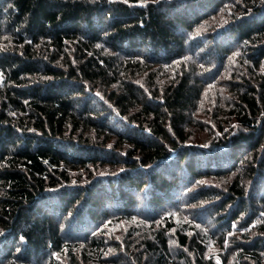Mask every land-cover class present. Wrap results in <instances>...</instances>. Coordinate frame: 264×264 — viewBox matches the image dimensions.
<instances>
[{
	"label": "trees",
	"instance_id": "1",
	"mask_svg": "<svg viewBox=\"0 0 264 264\" xmlns=\"http://www.w3.org/2000/svg\"><path fill=\"white\" fill-rule=\"evenodd\" d=\"M139 1L0 0V264H216L178 229L172 253L162 212L185 200L225 232L249 225L238 261L264 264V0ZM234 56L238 127L188 143ZM115 221L135 223L120 242L94 231Z\"/></svg>",
	"mask_w": 264,
	"mask_h": 264
},
{
	"label": "rangeland",
	"instance_id": "2",
	"mask_svg": "<svg viewBox=\"0 0 264 264\" xmlns=\"http://www.w3.org/2000/svg\"><path fill=\"white\" fill-rule=\"evenodd\" d=\"M114 1L123 2V0ZM139 3L142 4L140 1ZM127 4H129V0ZM238 58L239 57L235 58L234 56L230 60H227L225 64H223V67L221 65H213L214 68L212 70V74L208 77L209 82L205 83L204 89L206 90V93L200 100L195 116L185 128V131L191 134L188 143L202 145L209 142L214 136L218 134L220 124L228 132L236 130V127H238L233 119L228 118L225 116V114H223L224 106L227 104V101L231 99L229 90L227 89L228 82L229 80L236 79V74L240 68L241 62L239 61L240 58ZM1 82L2 77L0 74V86ZM99 100H103L104 103H107L106 97L103 94ZM111 118L114 120L113 116ZM74 174H77L78 177L80 175L79 171L75 170L73 171V175ZM224 178L225 177L223 175L222 177L217 178H204V180L207 181L206 183H211L214 184V186H218L222 185ZM253 187L254 185L252 184L250 187L251 192L253 191L252 189H254ZM192 189L193 187L191 186L189 189L187 188L188 193H190ZM182 195L185 194L182 193ZM205 207L206 206H193V204L188 203V200H185L177 203L174 206L167 207L166 210L162 212L166 219L171 218L168 221H172L175 224V228L170 231L169 235L173 255L175 254L174 256H176V253L179 251L183 252L188 250L186 247H184V249L177 248L178 242L175 237V229H178L180 232L187 234L188 237L196 235L199 240H202V243L205 247V256L212 258L216 264H241L240 261H238V258L240 257L238 246L240 245H238V242L236 241L241 243L242 240L240 238L243 237L242 233L248 231L250 226L242 225V229H240V227L238 228V225L234 224L235 222H233L232 225L234 226V229L225 232L221 227H218L216 224L214 225L210 217L207 218L204 215V211L208 209ZM161 215L156 222L145 221V219L139 220L148 226H152L153 224L156 227L163 226L166 224L167 220L163 219ZM112 221L113 220H111V222ZM134 221H127L125 223L124 221H115L114 225L113 223L110 224L111 222H105L97 226L94 231L96 234H98L100 231V233L105 236V239L109 242L111 241V243L120 242V240L123 238L122 236H124V234L126 235L129 231L128 229L126 231V228L129 226H134ZM257 222L258 217H255L252 223L255 224ZM119 226L121 229L120 232H112L114 229L117 230ZM252 233L253 236L259 235L256 234V230H253ZM112 253V249L109 248H107V250L104 252L105 256H110ZM77 260H79V264H98L93 259L83 261L82 258H77ZM58 261L59 264H69V261L65 256H59ZM181 262L182 260H180V263ZM46 263L47 260L43 264Z\"/></svg>",
	"mask_w": 264,
	"mask_h": 264
},
{
	"label": "snow or ice",
	"instance_id": "3",
	"mask_svg": "<svg viewBox=\"0 0 264 264\" xmlns=\"http://www.w3.org/2000/svg\"><path fill=\"white\" fill-rule=\"evenodd\" d=\"M124 3H128V0H123ZM140 2H143V0H140ZM97 95H100L99 93H97Z\"/></svg>",
	"mask_w": 264,
	"mask_h": 264
}]
</instances>
